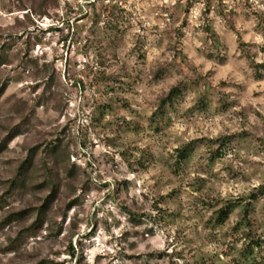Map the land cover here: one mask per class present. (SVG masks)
<instances>
[{
	"label": "rangeland",
	"instance_id": "1",
	"mask_svg": "<svg viewBox=\"0 0 264 264\" xmlns=\"http://www.w3.org/2000/svg\"><path fill=\"white\" fill-rule=\"evenodd\" d=\"M0 55V141L29 120L0 153V197L35 152L0 219L40 203L47 167L61 183L17 252L35 213L0 229V264H264V0H0ZM58 140L74 181L45 151Z\"/></svg>",
	"mask_w": 264,
	"mask_h": 264
},
{
	"label": "trees",
	"instance_id": "2",
	"mask_svg": "<svg viewBox=\"0 0 264 264\" xmlns=\"http://www.w3.org/2000/svg\"><path fill=\"white\" fill-rule=\"evenodd\" d=\"M95 4V3H94ZM96 5V4H95ZM95 5L92 4L94 7ZM50 7H45V4L42 5L41 9L39 11H34V13L39 16H50L48 10ZM30 12V11H29ZM29 12L26 14V17L30 19ZM111 27H115L114 29L118 30V25L113 24L112 22H109ZM114 42V41H113ZM100 56H102L100 54ZM7 58L3 55H0V66H4L6 64ZM101 66H105L104 59L102 57V60L100 62ZM257 76L259 78H262L264 75L262 73V70H264V63L261 65L255 66ZM52 83V79H51ZM51 83L47 81V87L46 90H49L51 88ZM108 87V86H107ZM106 89H109L107 88ZM6 85L2 86L0 88V98L6 91ZM52 93L55 94V91H52ZM182 95V90L179 88H173L169 95L167 97H164L160 101V109H164L167 105H171L174 103V101ZM29 122L28 118L25 119L23 122L20 123V125H17L13 130H11L5 138H3L0 141V153H3L8 150L9 144L20 134L21 128L23 125H26ZM228 140H223L220 148L218 149L215 158L221 157L223 155V149L226 147ZM68 145H65L62 140H58L55 144H50L46 147L45 151L49 158H54L52 164L55 165L57 163L64 164V168H62L67 173L66 179H73L72 181L76 180V174L74 173L76 166L72 165L73 167L68 168L66 164V159L69 158L68 154ZM179 157L181 159H186L189 156V150L181 149L178 151ZM35 164V152L30 151L27 157L24 159L23 162L20 163V165L17 167V172L15 177L10 181L9 185L5 189V196L0 197V201H3L4 198H11L15 195L18 191H26L29 184H28V178L29 173L33 169ZM47 169V178L42 183H39L38 185H35V188L41 187V189H45L48 191L47 195L45 197L40 198L39 204L36 207H27L22 210L13 211L5 215L2 219H0V229H4L16 222H22L25 221L28 217L33 216L35 213V221L32 225L29 227L24 228L23 230L19 231L18 237L10 240V243L5 247L3 250V253H12L17 252L19 248V243L21 242V239L27 234H35L37 230H41L44 225L46 224V220L48 218L49 212L52 210L53 205L58 200L59 191L61 187L60 178L58 175L56 176L53 172L52 168H46ZM58 177V179H57ZM264 194L263 192L261 193ZM251 200H257L258 195L253 194L251 195ZM70 206V205H69ZM249 207H251V204H248ZM236 207L234 203H228L221 207L218 211V218L217 223L219 225H222L225 223V221L229 218V215L232 211V209ZM68 208V207H67ZM248 210L246 211V215L248 217ZM66 218V213L63 215V219ZM261 239H257L255 241H252V246L249 248L250 252L247 257V259L251 258V256L254 253V247H260L261 246ZM35 264H53L51 261H48V259H41L40 261L36 262Z\"/></svg>",
	"mask_w": 264,
	"mask_h": 264
}]
</instances>
